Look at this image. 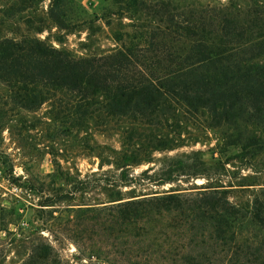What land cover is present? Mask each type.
<instances>
[{
  "label": "trees",
  "instance_id": "obj_1",
  "mask_svg": "<svg viewBox=\"0 0 264 264\" xmlns=\"http://www.w3.org/2000/svg\"><path fill=\"white\" fill-rule=\"evenodd\" d=\"M44 1L0 3V129L15 109L46 104L45 122L98 157L97 170L72 176L48 151L50 176L107 196L66 209L81 254L106 264H264V0H110L102 18L115 23V46L85 53L50 40L62 44V30L76 27L74 0L46 10ZM95 133L116 135L119 147ZM210 139V157L191 148ZM196 179L205 182L146 192ZM43 196L42 206L70 198ZM28 248L19 264H57L48 243Z\"/></svg>",
  "mask_w": 264,
  "mask_h": 264
},
{
  "label": "rangeland",
  "instance_id": "obj_2",
  "mask_svg": "<svg viewBox=\"0 0 264 264\" xmlns=\"http://www.w3.org/2000/svg\"><path fill=\"white\" fill-rule=\"evenodd\" d=\"M48 3L49 0H45L41 8L46 10ZM109 6L110 0H74L71 13L73 17H77L74 21L77 23L76 27L69 31L62 30L66 33L62 44H58L54 36H51L50 40L56 46L67 47L77 53L99 52L114 47L115 40L112 35L115 23L107 25L102 18V13ZM80 19H84L85 22L81 23ZM86 21H92L94 24L95 33L91 36V40H87L89 30ZM48 25H50V33L58 32L53 22ZM18 31L19 33L25 31V26L21 25ZM1 33L17 35L4 29ZM48 33L44 31L40 36L44 38ZM85 44H89V47L85 48ZM2 89L0 85V95L4 92ZM46 109V104L33 111L15 109L19 113L0 129V257L4 258L1 264H19L27 257L28 247L33 241L51 245L52 256L58 260L57 264H106L82 255L74 243L72 232L64 226L68 214L71 213V218L74 216L73 211H66L67 207L106 201V194L99 190L71 192L73 178L65 182L60 177V173L55 177L49 175L56 169V164L55 157L48 151L57 152L56 158L61 164L62 171H69L72 176L79 171L84 177L97 170L99 159L94 152L82 147L83 140H80L75 133L68 135L57 124L48 125L45 122ZM93 140L100 144L119 147L116 135L95 133ZM213 144L214 140L210 139L206 144L197 143L191 148L203 149L205 156L210 157L211 151H208V147ZM146 167L147 165H142L136 171ZM244 173L251 172L245 170ZM203 182L204 179H196L189 183H167L153 186L146 192L151 189L161 191L189 187L194 186V183L199 185ZM34 189L42 192L37 193ZM63 193H68L70 198L55 202L51 206L40 205L43 195L58 199ZM2 207H5L6 213L3 224L1 223ZM49 209H55L53 215L56 218L46 223ZM44 225L48 228H44ZM14 238H16L15 242ZM18 239L22 241L19 240L18 243Z\"/></svg>",
  "mask_w": 264,
  "mask_h": 264
}]
</instances>
